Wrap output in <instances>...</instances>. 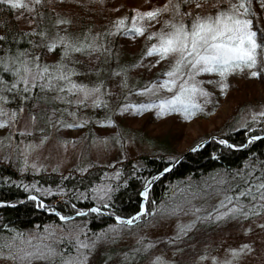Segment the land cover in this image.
Here are the masks:
<instances>
[{
	"label": "snow or ice",
	"instance_id": "6c2138e0",
	"mask_svg": "<svg viewBox=\"0 0 264 264\" xmlns=\"http://www.w3.org/2000/svg\"><path fill=\"white\" fill-rule=\"evenodd\" d=\"M49 2L0 0V8L18 13L15 18H23L29 25L18 32L0 31V150L4 153L0 160L16 163L20 173L31 170L38 174L47 168L41 162L40 154L51 135L41 124L53 130L73 129L95 119L98 125L113 126L117 125L114 112L139 114L145 111L160 118L179 114L185 120H191L211 103L213 92L206 85L214 86L224 94L229 88L231 74L264 77V28L257 26L254 0H217L208 12L196 11L202 5L193 0H155L116 16L102 32L94 31L90 24L79 31L74 30L76 12L91 11V6L102 0H61V11L49 8L46 23L44 9ZM188 4L192 6L186 9ZM260 7L264 9V3ZM116 36L143 40L136 61L124 65L117 63L114 68L90 65L86 71L82 70V60L78 57L87 56L99 61L100 56H104L102 63L111 60L113 46L108 38ZM21 42L28 46L22 47ZM148 57L152 59L147 60V67H158V71L142 84L130 83L129 70L144 67ZM103 72L119 80L123 102L115 108L110 107L113 91L106 80L100 78ZM91 73L96 74L95 80L78 79ZM133 94L142 99H132ZM41 102L58 106L40 109ZM82 108L105 112L102 117L85 116L80 111ZM237 128L244 130L242 142H234L219 133L209 139L228 150L245 149L254 141L264 139V104L249 107L236 121V128L230 127L229 131L234 132ZM110 139L93 137L94 142L99 141L105 146ZM56 143L67 150L76 139L58 137ZM115 143L120 144L121 139L117 138ZM201 147L203 143H197L192 151ZM211 156L219 158L216 151ZM124 158L122 155L121 159ZM179 162L178 156H168L161 169L143 177L138 211L131 215H121L113 210L114 194L121 185L129 183L122 178L120 166L114 171H105L100 182L91 183L85 192L61 184H40L35 179L25 182L3 177L4 184L22 188L27 194L25 199L35 208L54 214L58 219L28 231L4 223L0 232V258L10 264H94L101 244L115 241L122 229L143 220L148 214L146 201L152 182L169 173ZM115 164L113 161L112 165ZM73 167L76 173L83 174L93 167V163ZM142 167L138 162L135 164L137 169ZM52 171H60L59 165L54 164ZM131 175L136 177V172ZM171 192L167 204L161 201L156 206L152 202L151 214L190 215L191 218L186 222L177 220L171 235H164L163 241L139 236L133 247L125 246L115 259L108 257V264H180L179 260L154 249L157 245L172 246V257L182 254L184 248L177 245L190 239V233L198 226L235 224L244 235L254 228L264 231V154L250 152L238 168L217 170L213 176L196 184L178 182ZM66 193H73L75 200L94 203L78 208ZM52 196L62 197L70 203L71 215L48 203L46 198ZM214 196L217 197L214 203L209 204ZM17 203L21 201L0 199V206ZM93 213H107L114 222L93 232L86 220H74V217ZM254 251L251 241L228 245L223 257L212 255L205 246L196 256V264H242Z\"/></svg>",
	"mask_w": 264,
	"mask_h": 264
},
{
	"label": "rangeland",
	"instance_id": "374dc122",
	"mask_svg": "<svg viewBox=\"0 0 264 264\" xmlns=\"http://www.w3.org/2000/svg\"><path fill=\"white\" fill-rule=\"evenodd\" d=\"M120 1L128 5L131 4L129 5L130 8L143 7L148 4V0ZM193 2L202 5L200 9L196 10L199 12H208L212 9V6L217 4V0H194ZM117 3L118 6L113 10L112 19L127 12L128 6H125L124 10H122V3L118 1ZM261 3H264V0H254L253 8L256 15L258 14L257 9L260 10L259 16L262 17L264 22V9H261ZM187 8H190V4L186 5ZM55 10L61 11L59 8ZM25 15L27 16V13ZM255 19L257 24H259L258 17H255ZM108 39L113 45V55L112 59L107 63H102L103 67L111 66L114 68L117 63L121 65L131 64L139 57L143 46L142 39L133 41L130 38L121 36L109 37ZM78 58L87 59L85 57ZM88 59L89 66L98 63L95 59L89 57ZM150 59L152 58H146L144 67L138 66L129 70L130 83L142 84L158 71V67L151 69L147 67V60ZM100 60L103 62L105 57L101 56ZM100 78L105 79L108 87L112 89L113 95L110 98V107L115 108L118 103L123 102L120 98L122 90L120 89L119 80L111 77L106 72H103ZM78 79L95 80L96 74L91 73L78 77ZM228 82L229 88L224 94H220L219 89L214 86L206 85L213 92L210 97L211 103L205 105L203 113H198L191 120H185L179 114H170L167 117L160 118L151 112L145 111L139 114L114 112L113 118L117 120V125L113 126L98 125L95 123V119L82 127L73 129L57 128L53 130L41 124V127H45L46 133L51 135L50 141L47 142L40 154L41 162L47 166L44 171H51L54 164L59 165L60 171L69 169L73 165H82L90 162L93 164L111 165L113 161L117 162L120 160L123 155L119 144L115 143L117 138L124 143V151L127 156L152 153H163L171 156L185 152L196 145L199 139H208L209 136H215L217 131L223 132L226 127L236 128V121L242 117L244 111H247L249 107H258L264 104V77L252 78L244 73H235L230 75ZM132 99L139 100L142 98L133 94ZM57 106L45 105L43 102L39 104L40 109ZM80 111L85 116H93L95 114V116L100 117L105 112L103 109L90 108H82ZM57 115L59 114L57 113ZM222 125L224 126L222 127ZM94 136H107L112 139L105 146L99 141L94 142ZM58 137L69 140L75 138L76 143L74 145L69 144L67 150H65L64 147L57 146L56 140ZM2 155L4 153L0 150V156ZM29 171L31 172V170ZM150 215L152 216L153 214L150 213ZM190 218L191 216L170 218L168 215L158 214L143 227L134 228L129 235L127 233L121 235L116 246L133 247L134 241L139 236L157 238L164 237L166 234L171 235L177 220L186 222ZM199 234L204 240L202 248L204 249L207 246L212 255H220L222 257L224 256V249L228 245H234L241 241H251L254 244L255 251L245 257L242 264H264V231L260 229L254 228L250 234L244 235L237 225L228 224L220 227L213 226L210 230H201ZM155 251L159 254H164L166 257L177 259V256L172 257V252H163L161 249ZM0 264H10V262L0 258ZM189 264H196V256L191 262L189 261Z\"/></svg>",
	"mask_w": 264,
	"mask_h": 264
},
{
	"label": "trees",
	"instance_id": "16d2710c",
	"mask_svg": "<svg viewBox=\"0 0 264 264\" xmlns=\"http://www.w3.org/2000/svg\"><path fill=\"white\" fill-rule=\"evenodd\" d=\"M117 1L122 3L120 0H102V3H94L91 6V11H77L74 17V30L79 31L83 27L90 24L93 26L94 31L102 32L103 29L107 27L108 22L113 18V10L118 6ZM149 2H155V0H148V3ZM60 3L61 0H50L47 7L44 9L46 14V23L47 16L49 14L48 9H61L59 6ZM129 5L122 3L121 9L124 10L125 6H128L127 11H129L131 9ZM191 6L192 5L190 4V7ZM257 13L258 14L256 17H258L259 21L257 26L264 28L263 19L261 16H259L260 10L257 9ZM18 15V13H11L4 10L3 8H0V31L8 30L9 32H18L20 30H26L29 25H27L26 20L22 18H15ZM5 24L7 25V29H5ZM21 46L27 47L28 45L21 42ZM84 57L87 59H81L83 65L82 70L86 71L87 67L89 66V59L87 56ZM94 66L98 68L102 67V60H99L98 63L94 64ZM224 125H222V127ZM229 128L230 127H226L223 132L217 131L216 135L219 133L221 135H225L234 142H242L244 138V130L237 128V130L233 132L229 131ZM204 140H206V138L199 139L196 143H200ZM119 146L122 150L123 156L125 157L124 159L118 160L115 165L111 164L112 167L94 163L93 167L83 174L76 173L74 167L57 172H53L51 170L41 171L38 174H34L32 171L20 173L16 163H4L2 160H0V199L21 201V203H17L16 205L0 206V232L3 231L2 226L4 223H7L17 229L26 231L33 229L36 225L43 227L44 224L51 223L52 221L58 219L54 216V214L35 208L32 202H29L25 199L27 194L18 185L4 184L3 177L5 176L10 177L13 181L23 180L25 182H31L33 179H35L40 184H61L62 186H66L69 189H79V191L85 192L91 187V183L100 182L99 178L105 171L111 172L114 171L116 166H120L122 168V178L127 179L129 183L127 185H121L118 191L114 194L113 210L121 215H131L135 211H138L140 203L139 192L142 190L141 185L143 182V177L154 174L158 169H161L165 163V158L168 157V155L163 153H152L127 156L124 151V143L122 141ZM193 147L181 154L176 155L181 157L179 164L174 166V168L170 170L169 173H166L153 182V187L149 191V199L146 201L148 214L144 216L142 221H138L135 225L130 226L129 228L122 229L121 235L126 233L129 235L134 228L143 227L146 223H148V221L155 218L158 214L152 216L150 215L151 208L153 206L152 202H155L156 206H159L161 201L167 204L170 197L172 196L171 189L173 185H176L181 181H183L184 184H187L189 181L196 184L206 180L210 176H213L217 170L238 168L250 152H255L257 155L264 154V139L254 141L252 144L247 145L245 149H224L218 144V142L214 140H210L206 145L196 149L195 151H192ZM213 151L218 153L219 158H213L211 156ZM137 162L142 164L143 167L140 169L135 168V164ZM133 171L136 172V177L131 175ZM66 195L69 196L71 203L77 204L78 208L90 207L92 203H94V201L91 200H75L72 198L73 193H66ZM87 195L90 196L91 193L88 192ZM214 198L216 197L214 196L212 200L208 201V203H214ZM46 199L48 203L54 204L58 209L62 210L64 214L71 215L70 203L66 202L62 197L52 196ZM197 203H203V201H197ZM171 217L183 216H170V218ZM81 219L88 222L89 228L93 232H98L101 229L106 228L108 224L114 222L112 217L107 213L104 215L93 213L84 217L74 218L76 221ZM213 226L216 225H209L207 227L198 226L194 232L190 233V239H185L181 244L177 245L178 247L184 248L183 253L177 255V260L180 261V264H189V261L191 262L195 256L203 251L202 246L204 240H202L200 237L199 231L210 230V228ZM89 235H91V232ZM119 238L113 242H105L100 245L95 255L94 264H108V257H113V259H115V257L119 256L120 253L125 250V246H116L117 242L120 240ZM156 239L163 241V236L157 237ZM185 245L187 247H185ZM157 249H161L163 252H172V246L164 247L157 245L154 250Z\"/></svg>",
	"mask_w": 264,
	"mask_h": 264
},
{
	"label": "water",
	"instance_id": "95a60500",
	"mask_svg": "<svg viewBox=\"0 0 264 264\" xmlns=\"http://www.w3.org/2000/svg\"><path fill=\"white\" fill-rule=\"evenodd\" d=\"M210 141V139L208 138V139H206L205 141H203V142H200V143H203V146L204 145H206L208 142ZM191 151V150H190ZM179 159H181V157H179ZM154 182V181H153ZM152 182V183H153ZM75 218V217H74Z\"/></svg>",
	"mask_w": 264,
	"mask_h": 264
}]
</instances>
